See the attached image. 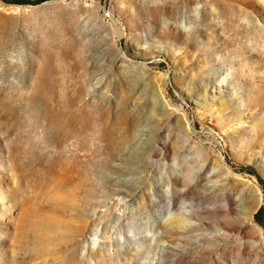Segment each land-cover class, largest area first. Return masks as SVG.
I'll return each instance as SVG.
<instances>
[{
    "label": "rangeland",
    "instance_id": "1",
    "mask_svg": "<svg viewBox=\"0 0 264 264\" xmlns=\"http://www.w3.org/2000/svg\"><path fill=\"white\" fill-rule=\"evenodd\" d=\"M0 264H264V0H0Z\"/></svg>",
    "mask_w": 264,
    "mask_h": 264
},
{
    "label": "trees",
    "instance_id": "2",
    "mask_svg": "<svg viewBox=\"0 0 264 264\" xmlns=\"http://www.w3.org/2000/svg\"><path fill=\"white\" fill-rule=\"evenodd\" d=\"M15 3H31V4H36L45 0H12Z\"/></svg>",
    "mask_w": 264,
    "mask_h": 264
}]
</instances>
